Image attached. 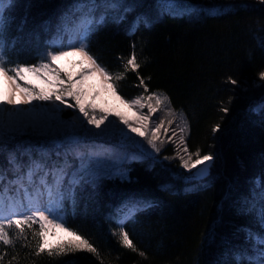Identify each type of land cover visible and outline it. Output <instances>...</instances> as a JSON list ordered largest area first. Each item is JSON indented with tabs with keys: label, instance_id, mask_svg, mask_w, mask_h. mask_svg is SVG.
<instances>
[{
	"label": "trees",
	"instance_id": "obj_1",
	"mask_svg": "<svg viewBox=\"0 0 264 264\" xmlns=\"http://www.w3.org/2000/svg\"><path fill=\"white\" fill-rule=\"evenodd\" d=\"M84 2L14 0V6L5 10L6 66L36 65L47 51L63 46L68 27H77L75 22L87 12L76 9ZM95 3L91 15L104 19L88 40L89 52L113 75L123 73L124 63L135 52L140 68L110 81L117 94L126 100L153 92L166 95L170 108L187 120L184 141L189 152L213 155L209 175L200 180L188 177L180 159L187 156L174 125L159 156L115 160L116 167H104L94 182L91 176L76 172L78 155L86 148L57 143L48 133L13 130L0 138V170L5 176L0 185L8 187L0 196V203H7L3 216L20 212L13 210L16 202H23L29 212L37 207L33 205L37 197L24 199L17 186L9 184L27 173L31 161L46 165L49 184L52 170L64 168L68 175L63 177L64 198L57 214L99 254L76 251L37 256L33 231L26 228L27 239L15 238L13 227L8 231L14 247L0 244V253H7L0 264L10 260L12 264H258L257 234L264 205V80L259 76L264 72V3ZM139 78L148 92L139 86ZM225 108L227 112L222 111ZM216 125L219 131L214 132ZM11 159L21 165L19 171L9 164ZM73 174L86 180L69 193ZM42 176L37 171L32 182L39 184ZM23 183H29L26 175ZM120 224L138 251L123 247L119 236L113 235ZM33 227L38 230L39 225Z\"/></svg>",
	"mask_w": 264,
	"mask_h": 264
},
{
	"label": "snow or ice",
	"instance_id": "obj_2",
	"mask_svg": "<svg viewBox=\"0 0 264 264\" xmlns=\"http://www.w3.org/2000/svg\"><path fill=\"white\" fill-rule=\"evenodd\" d=\"M264 3V0H261ZM14 6V0H0V74H2L5 78V81L8 83V96L7 99L0 100V109H3L4 105H13L14 107H19L16 105L14 100L15 92L18 90L21 94V103L22 104H31L33 101H58L60 104H65V97H69L75 101V106L79 108V112L83 115V117L87 120L88 124L94 125L96 128H99L107 119L108 115H100L97 116L95 109L97 105L94 103L95 97H93V102L88 103L84 98L85 93L81 89V85L84 83V77L89 74H98L103 77L105 82L115 81L126 78L127 72L131 69L132 71H136L140 68V64L137 62L136 54L133 52L130 58L127 59L126 63H124L123 73H116L113 75L110 73L105 67L97 62V59L89 52L88 50V40L95 30V27L103 22L104 17L101 16L98 20L95 19L91 13L96 8L95 0H86V2L77 4L76 9L83 12L84 9H87V12H83L82 17L80 18L79 24L76 27L77 34L79 36V42L76 44L69 45L67 47H60L57 51H49L46 54V59L42 60L37 65H22L16 64L14 66H6L8 65V59L5 54L7 48V42L4 40V31L7 26V21L5 18V10L6 8L10 9ZM113 7L115 4L112 5ZM264 46V44H262ZM79 54L82 57L81 63L88 64V72H82L80 80H73L69 75L68 79L65 80L61 73L63 69H61L56 62L60 60L62 57H67L69 54ZM31 75L39 80H41L47 87L40 88L37 90L35 86H28V83L21 84L19 81L26 80V77ZM260 79L264 80V72L259 74ZM140 79V85L144 87V91L148 92L147 85L143 78ZM231 83L235 84L236 81H231ZM109 87L112 88L113 94H116V89L114 85L109 84ZM118 99H121V103L125 104L128 108H137L142 109L145 106L148 107V113L144 114L140 112L138 116V125L133 126L129 124L128 121L120 115V120L124 123L132 132L136 133L138 136L146 138L148 144L152 147L153 150L159 151L160 149L157 147V140L159 139L161 144L165 141L160 139L161 129L164 126V120L161 119L159 123L155 124L154 127H150V121L152 115L159 109V106L168 104L170 105L169 98L160 93H151L147 97L141 95L137 96L132 100H125L118 96ZM153 101L155 100V106L151 103L147 105L144 101ZM68 107H74L73 104H68ZM92 109V111H89ZM101 111H104L101 109ZM222 111L227 112V109H222ZM174 114V110L169 107L167 115L172 116ZM119 115V113H117ZM173 123L172 120L168 121V124L171 125ZM3 129L2 123H0V130ZM171 129L164 128V135L166 136L168 131ZM186 131L185 127L179 128L180 140L179 143L184 145L183 152L186 154L185 156L181 155V166L188 171H191L193 168H196L198 165H206L207 162H211L214 157L212 154L202 155L197 151L196 153L189 152L183 137V133ZM213 131H219V125H216ZM173 135H177L175 131H173ZM171 138H169L170 140ZM179 148L177 149V154L179 155ZM193 156L195 159L193 160ZM9 164L13 165V167L19 171L21 165L15 161V159L9 160ZM46 165L38 162L31 161L29 165H27V173L21 174L17 180L9 181V184L16 185L17 193H23L24 199H29L33 196L38 198H43L47 195L49 199L48 207H34L30 212L24 213H16L13 212L6 218L3 215H0V244L4 246H13L14 247V237L10 235L8 229L15 228L17 230L15 234V238L27 239L25 234V229H29L33 231V236L37 239L35 255L47 254L48 256L53 255H66L71 252L76 251H86L93 254L98 255V250L89 242L88 239L81 236L79 233L69 229L66 227L63 219L57 214V209L59 207L60 202L64 198V193L61 191V187L65 183L63 177L67 176L68 173L64 168H54L52 170L53 183L49 184L47 181V176L49 172L44 171ZM37 171L43 172V176L40 178V183L35 184L32 182V177L36 174ZM207 171V166L200 168L199 172L195 175H203ZM24 175L27 176L28 185L25 186L23 183ZM5 178L3 170H0V181H3ZM97 177L92 176L91 181L94 182ZM86 177L83 175L78 176L77 174H73L72 177L68 180L69 184V193L74 192V186L80 184L82 181H85ZM31 188V192L29 191ZM8 187L5 185H0V196L7 193ZM262 197H264V193H262ZM131 214V210L129 213L125 214V218H127ZM39 225L38 230H36L33 226ZM259 224L261 228V232L257 234V240L261 246L260 258L258 264H264V205H262ZM119 232H114L113 235L119 236L120 244L132 251H138L132 239L129 236V233L124 230L122 224L118 225ZM58 229L60 231L68 233L69 236L73 237L72 240L66 241L61 244H57L54 246H50L48 243V236L51 234L55 235L51 230ZM251 236V233L249 234ZM26 246V245H25ZM141 256L145 254L143 252L139 253ZM7 253H0V262L3 261L4 256ZM13 260L16 257L12 258ZM239 260V258H237ZM9 264H12V261H9Z\"/></svg>",
	"mask_w": 264,
	"mask_h": 264
},
{
	"label": "rangeland",
	"instance_id": "obj_3",
	"mask_svg": "<svg viewBox=\"0 0 264 264\" xmlns=\"http://www.w3.org/2000/svg\"><path fill=\"white\" fill-rule=\"evenodd\" d=\"M79 42V36L77 30L69 31L67 34V42L60 47H67ZM49 51H57L52 48ZM37 63L46 59V54ZM82 57L79 54H69L67 57H62L56 62V64L63 69L61 75L67 80L70 75L73 80H80L82 72H88V64L81 63ZM36 64V65H37ZM21 84L28 83V86H35L37 90L40 88H46L47 86L39 79L28 75L26 80L19 81ZM111 82H105L103 77L98 74H89L84 77V83L80 86L85 93V99L88 103L93 102L97 105L95 112L97 116L108 115V119L99 127L88 124L87 120L79 112V108L75 106V101L69 97H65V104H60L58 101H33L31 104L21 103V94L17 90L15 92L14 100L16 105H4L3 109H0V123L3 125V129L0 130V138L10 134L11 131H19L20 133H38L45 135L46 133L52 134L55 142L66 145H79L85 150L82 154L78 155V170L76 172L83 173L88 176H99L104 173V167H108L109 170L112 167H116L115 160L124 162L126 160H139L142 157L156 158L163 150V146L166 144L167 138L165 136L164 128L172 129V125L175 126V130L179 133L180 127H185L186 131L182 134L183 137L188 133V123L185 116L182 113L174 111L172 116L167 115L169 105L166 103L159 106V109L152 115L150 121V127H154L159 123L161 119L164 120V126L161 129L160 139L166 140L161 144L160 140H157V147L160 149L158 152L153 150L148 144L147 139L138 136L132 132L124 123L120 120L122 115L129 124L133 126H139L138 116L140 112L144 114L148 113V107L145 106L142 109L128 108L125 104L121 103V99H118L119 94H113L112 88L109 87ZM150 94L143 95L147 97ZM8 96V83L5 78L0 74V100L7 99ZM122 98V97H121ZM124 99V98H123ZM134 99V98H133ZM126 100V99H125ZM132 100V99H129ZM144 103L147 105L151 103L155 106V100L147 101ZM68 104H73L74 107H68ZM103 109L104 111H101ZM92 111V109H89ZM119 113V115H117ZM172 120L171 125L168 121ZM169 132V131H168ZM169 134V133H168ZM180 135V134H179ZM76 136V141H70L68 137ZM194 160V159H193ZM118 165V164H117ZM198 165L197 167H199ZM193 168L191 171L185 169L188 177H192L193 172L197 169ZM75 172V173H76ZM27 179V176H26ZM28 180V179H27ZM45 199H47L45 201ZM45 201V202H44ZM48 197L35 198L33 204L37 207L48 202ZM14 211H20L16 213L29 212L24 209V203L16 202ZM5 208L7 209V203H0V215L5 214ZM27 208V207H26ZM60 216V215H59ZM55 235L49 234L48 243L50 246L61 244L66 241H70L73 237L68 233L60 231L58 229L51 230Z\"/></svg>",
	"mask_w": 264,
	"mask_h": 264
},
{
	"label": "water",
	"instance_id": "obj_4",
	"mask_svg": "<svg viewBox=\"0 0 264 264\" xmlns=\"http://www.w3.org/2000/svg\"><path fill=\"white\" fill-rule=\"evenodd\" d=\"M68 139L70 141H76L77 137L72 136V137H68ZM212 162H213V160L211 162H207L206 165H200L199 167H197V169L193 172L192 177H194L197 180L206 178L209 175V167L211 166ZM205 166H207V171L203 175H195L196 173L199 172L200 168H203Z\"/></svg>",
	"mask_w": 264,
	"mask_h": 264
},
{
	"label": "bare ground",
	"instance_id": "obj_5",
	"mask_svg": "<svg viewBox=\"0 0 264 264\" xmlns=\"http://www.w3.org/2000/svg\"><path fill=\"white\" fill-rule=\"evenodd\" d=\"M78 22H79V21H77V22H75V23H78ZM75 29H76V27H75L74 25H73V26L70 25V26L68 27V30H69V31H74Z\"/></svg>",
	"mask_w": 264,
	"mask_h": 264
}]
</instances>
